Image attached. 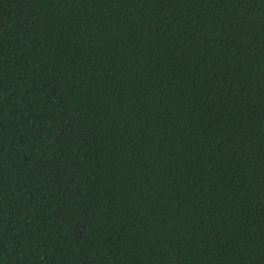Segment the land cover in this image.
<instances>
[{"label": "trees", "instance_id": "1", "mask_svg": "<svg viewBox=\"0 0 264 264\" xmlns=\"http://www.w3.org/2000/svg\"><path fill=\"white\" fill-rule=\"evenodd\" d=\"M0 264H264V0H0Z\"/></svg>", "mask_w": 264, "mask_h": 264}]
</instances>
